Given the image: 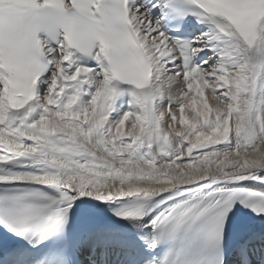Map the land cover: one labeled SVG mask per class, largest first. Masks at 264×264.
I'll return each instance as SVG.
<instances>
[{
	"label": "snow or ice",
	"instance_id": "6c2138e0",
	"mask_svg": "<svg viewBox=\"0 0 264 264\" xmlns=\"http://www.w3.org/2000/svg\"><path fill=\"white\" fill-rule=\"evenodd\" d=\"M0 264H264V0H0Z\"/></svg>",
	"mask_w": 264,
	"mask_h": 264
}]
</instances>
